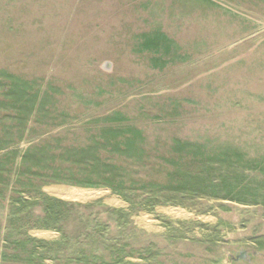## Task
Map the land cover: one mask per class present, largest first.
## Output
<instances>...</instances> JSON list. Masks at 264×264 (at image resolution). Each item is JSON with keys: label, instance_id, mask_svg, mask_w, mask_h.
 <instances>
[{"label": "rangeland", "instance_id": "1", "mask_svg": "<svg viewBox=\"0 0 264 264\" xmlns=\"http://www.w3.org/2000/svg\"><path fill=\"white\" fill-rule=\"evenodd\" d=\"M127 1L0 0V264H264V23Z\"/></svg>", "mask_w": 264, "mask_h": 264}, {"label": "crops", "instance_id": "2", "mask_svg": "<svg viewBox=\"0 0 264 264\" xmlns=\"http://www.w3.org/2000/svg\"><path fill=\"white\" fill-rule=\"evenodd\" d=\"M167 1L188 9L186 22L212 23L217 27L218 36L225 37L226 34L234 33L235 41L241 40L244 24L246 26L264 23V0H129L126 3L128 6L136 2L142 3L145 9L149 7L156 11L157 6ZM151 22L160 24L161 21L153 17ZM76 183H82V180ZM82 190L93 191L83 188Z\"/></svg>", "mask_w": 264, "mask_h": 264}, {"label": "bare ground", "instance_id": "3", "mask_svg": "<svg viewBox=\"0 0 264 264\" xmlns=\"http://www.w3.org/2000/svg\"><path fill=\"white\" fill-rule=\"evenodd\" d=\"M66 191V193L67 194H69V195H72V196H74V197H78V198H81V197H84L85 195H84V193L83 192H81V191H78V190H75V189H68V190H65ZM86 193H88V192H86ZM85 193V194H86ZM89 194V193H88ZM88 196V195H87ZM94 197V196H93ZM85 199V198H84Z\"/></svg>", "mask_w": 264, "mask_h": 264}, {"label": "water", "instance_id": "4", "mask_svg": "<svg viewBox=\"0 0 264 264\" xmlns=\"http://www.w3.org/2000/svg\"><path fill=\"white\" fill-rule=\"evenodd\" d=\"M239 259H245V253H241V254L239 255Z\"/></svg>", "mask_w": 264, "mask_h": 264}]
</instances>
